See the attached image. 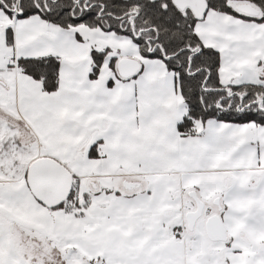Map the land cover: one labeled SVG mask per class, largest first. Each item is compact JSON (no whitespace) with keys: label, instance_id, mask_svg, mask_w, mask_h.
Listing matches in <instances>:
<instances>
[{"label":"snow or ice","instance_id":"1","mask_svg":"<svg viewBox=\"0 0 264 264\" xmlns=\"http://www.w3.org/2000/svg\"><path fill=\"white\" fill-rule=\"evenodd\" d=\"M0 264H264V0H0Z\"/></svg>","mask_w":264,"mask_h":264}]
</instances>
